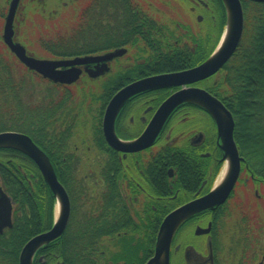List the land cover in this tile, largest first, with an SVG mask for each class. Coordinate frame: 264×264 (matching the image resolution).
<instances>
[{
  "label": "flooded vegetation",
  "instance_id": "af4514ba",
  "mask_svg": "<svg viewBox=\"0 0 264 264\" xmlns=\"http://www.w3.org/2000/svg\"><path fill=\"white\" fill-rule=\"evenodd\" d=\"M25 1L19 0L12 25V40L20 45L19 15ZM10 2L8 0L2 17V34ZM121 2L56 0V4L49 7L50 17L66 29L56 30L49 36L45 34L47 39L37 42L39 48L54 58L36 59H85L57 68L78 72L77 79L68 84L36 74L55 89L51 106L55 159L63 155V161L66 159L68 165L78 168V175L81 168L83 175L78 176V180L90 191L116 190L131 199L133 231L148 229L156 232L153 250L141 264L153 258L165 218L179 209L182 216L169 243L168 264H264V176L253 174L238 147L241 159L235 183L216 202H206L207 197L225 183L227 175L223 179V173L228 166L213 113L193 102L180 103L161 122L156 133L145 138L159 107L172 94L202 89L214 96L205 84L212 82L215 74L190 84L145 89L133 94L120 106L111 125L114 136L120 142L133 144L132 149L125 151L108 141L104 131L106 108L119 90L145 78L187 70L170 71L173 65L162 53L171 50L147 46L146 37L151 34L142 30L144 25L141 23L171 19L170 22L177 24L176 27L186 35L190 32L184 29L182 18L169 14L136 15L134 9L133 14L123 15L120 14ZM130 2L133 8L142 7L146 11L153 5L169 4L164 0ZM176 2L178 6L199 5L208 12H214L217 4V0ZM36 4L47 8L48 0H36ZM202 19L199 17L198 23ZM214 22L215 16H212L209 29ZM208 34L206 30L200 35ZM179 44L185 45L186 41ZM22 46L28 56L34 57L25 45ZM114 52L119 53L107 57ZM77 95L81 100L75 102ZM77 125L81 127L79 132H75ZM115 226L67 222L58 238L37 248L31 264H85L84 260L80 262L71 256L73 244H89L90 227L109 229ZM67 228L70 238H62ZM75 230L81 232L75 233ZM79 233L85 236L82 240L74 238ZM96 243L112 249L118 241L104 239ZM101 264L117 263L106 260Z\"/></svg>",
  "mask_w": 264,
  "mask_h": 264
},
{
  "label": "trees",
  "instance_id": "16d2710c",
  "mask_svg": "<svg viewBox=\"0 0 264 264\" xmlns=\"http://www.w3.org/2000/svg\"><path fill=\"white\" fill-rule=\"evenodd\" d=\"M240 1L243 11L241 40L206 89L231 113L234 140L240 156L254 175L264 176V3ZM216 7L219 13L218 36L223 30L226 12L222 0H217ZM133 9L136 15L152 16L142 7L133 8L130 0H122L120 14H133ZM141 23L144 25L142 30L151 34L146 37L149 41L147 46L171 50L162 53L173 65L170 71L201 64L217 44V36L184 35L175 23L156 19ZM180 41H186V44H179ZM32 74L40 80L36 73L23 67L0 39V132L17 131L28 135L47 156L69 197L68 223L116 225L109 229L90 227L89 244L74 243L71 256L80 262L84 260L85 264H101L106 260L133 264V259L135 264L143 263L153 250L156 232L135 230L133 235V207L129 197L116 190L90 191L78 180L77 167L68 165L66 159L63 161L61 154L55 159L51 137V106L55 89H47L43 96L46 102L43 100L42 105H31L33 96L27 95L26 87H29L27 79L33 78ZM39 108H43L44 113H38ZM0 186L13 204L12 226L0 233V264H18L24 245L51 228L56 197L35 162L15 148L0 147ZM83 237L81 233L74 235L79 240ZM116 237L127 238L128 244L110 252L106 245L96 243ZM62 238H70L68 228ZM133 239H136V246H133Z\"/></svg>",
  "mask_w": 264,
  "mask_h": 264
},
{
  "label": "water",
  "instance_id": "95a60500",
  "mask_svg": "<svg viewBox=\"0 0 264 264\" xmlns=\"http://www.w3.org/2000/svg\"><path fill=\"white\" fill-rule=\"evenodd\" d=\"M249 1L264 3V0ZM222 2L227 16L225 30L229 27V33L225 44L218 53L216 50L220 45L222 37L212 55L203 63L187 70L157 75L139 80L123 87L112 97L106 108L104 129L106 137L112 145L125 151H130L132 149L133 144H125L120 142L114 136L111 127L112 120L120 106L130 96L145 89L157 87H174L201 81L217 73V71H219L234 54L241 40L243 31V11L241 2L240 0H222ZM18 3L19 0H11L10 2L2 34L4 44L9 48L11 53L15 55L18 61L22 63L27 69L38 73L45 79L62 84H68L76 80L78 77V72L76 73L70 69L59 70L57 68L67 67L69 65L84 61L85 59L76 58L71 61H50L36 59L34 57L28 56L26 54L25 48L22 45L13 42L12 25ZM118 53H111L107 57L116 56ZM183 102H193L203 107L207 111L212 112L217 122L219 134L222 138V149L224 151V158H226L228 161L229 170L223 186L215 190L214 193H211V195H209L206 199L207 203H214L219 199L218 197L223 194L225 195V193H228V191L232 188L239 174L241 159L233 139L234 120L231 113L219 100L202 89L180 90L172 94L159 107L153 125L148 130L145 138L154 135L161 122L168 116V114L177 105ZM9 140L14 141L17 145L5 144V142ZM0 147L15 148L27 154L35 162L43 178L47 182L51 191L54 193L56 197V206L60 207V213L58 217L56 215L55 207L54 222L52 227L48 231L32 237L22 248L19 256V264H31L33 255L37 248L58 238L65 229L70 214L69 197L64 187L59 182L48 158L28 135L15 131L0 132ZM39 154H42L45 157L47 163L43 161ZM11 215L12 202L0 186V233L3 232V229L10 228L12 226ZM181 216L182 210L179 209L175 210L165 218L159 232L154 256L145 264H168L169 243L173 232L181 219Z\"/></svg>",
  "mask_w": 264,
  "mask_h": 264
},
{
  "label": "rangeland",
  "instance_id": "374dc122",
  "mask_svg": "<svg viewBox=\"0 0 264 264\" xmlns=\"http://www.w3.org/2000/svg\"><path fill=\"white\" fill-rule=\"evenodd\" d=\"M164 1L165 3L167 4L169 3V4L163 5V6L153 5L151 7H147L149 11L147 12L152 14L153 16L165 15V14L179 16L182 18V23L185 24L187 32L191 33L195 31H199L202 33L207 30L209 34L213 36V38L217 36L219 13H218L216 6L214 7V12L213 11L208 12L207 10H204L203 7L199 5L194 6V5L189 4L188 6L186 4H182L178 6L176 0H164ZM204 2H208V0H204ZM54 4H56V0H48L47 8H44V7H39V5L36 4V0H26L24 3V7L22 9V13H20L19 15V28H18L19 42H21L22 45H25L26 49L30 52L31 56H34L35 58L36 57L37 58H54L53 56L50 55V53H48L42 48H39V45L37 42L39 40H46L47 38L44 37L45 34H48L49 36V35H52V32L56 30L66 29L65 27L63 28V24L61 22H58L57 19H55L54 17L53 18L50 17L51 13L48 12V10L51 7H53ZM7 7H8V0H0V39L3 44L4 42L2 40V35H1L2 27H3L2 17L5 15ZM212 16H215V22H214V25L209 29L208 22L211 21ZM199 17L203 18L201 20V23H198ZM226 20H227V16H225V24H224L223 30L221 31L220 35L217 36V44L214 47L211 54L209 55V57L212 55V53L214 52V50L219 44V41L226 27ZM170 21L172 20L171 19H168L166 21L164 20L165 23L173 24V22H170ZM201 33H199V35ZM24 68L27 69L26 67ZM210 83L211 82H207L205 86L209 85ZM27 84L29 87H26L28 88V90H26V93L27 95L31 94L33 96L32 99L35 101V102L34 101L31 102L30 104L31 105L34 104L39 107L40 105H42L41 102L44 100L43 96L46 94L47 89L52 88V86L49 83H46L44 81L37 79L36 77H34V75H33V78L27 79ZM74 91L77 92L78 94L80 93L78 92V90H74ZM77 96L78 97L75 98V102L78 100H81V96L80 95H77ZM45 100H46V97H45ZM45 100L44 102H46ZM93 108L95 107L93 106ZM43 110H44L43 108H39L38 113L40 114L44 113ZM80 130H81V127L77 125L75 132H79ZM78 145L80 146V144ZM82 175H83V171L80 168L79 176H82ZM136 231H133V235L136 234ZM115 240H117L118 243L115 244V246L112 247V249L107 247L110 252H112L113 250H119L117 247L120 245L123 247L124 244L125 245L128 244L127 238L126 239L117 238ZM135 240L136 239H133V246H136ZM118 263L121 264L120 261L117 262V264ZM133 263H134V259H133Z\"/></svg>",
  "mask_w": 264,
  "mask_h": 264
},
{
  "label": "bare ground",
  "instance_id": "6f19581e",
  "mask_svg": "<svg viewBox=\"0 0 264 264\" xmlns=\"http://www.w3.org/2000/svg\"><path fill=\"white\" fill-rule=\"evenodd\" d=\"M228 33H229V27L225 30V32H224V34H223V36H222V39H221V41H220V45H219V47H218L217 50H216L217 53L220 51V49H221V48L223 47V45L225 44V42H226V40H227V38H228V37H227V36H228ZM5 144L17 145L14 141H11V140L6 141ZM39 155L42 157L43 161H44L45 163H47L45 157H44L42 154H39ZM228 170H229V164H228V166L226 167V169H225V171H224V173H223V179H224V177H226ZM220 183H221V182H220ZM59 213H60V207H59V206H56V215H57V217H58Z\"/></svg>",
  "mask_w": 264,
  "mask_h": 264
}]
</instances>
